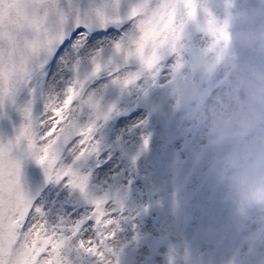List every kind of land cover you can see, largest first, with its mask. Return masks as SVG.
<instances>
[{
    "label": "snow or ice",
    "instance_id": "6c2138e0",
    "mask_svg": "<svg viewBox=\"0 0 264 264\" xmlns=\"http://www.w3.org/2000/svg\"><path fill=\"white\" fill-rule=\"evenodd\" d=\"M180 3L191 16L193 0ZM128 28L125 0H0V264H76L73 251L112 264L115 221L106 198L87 192L78 162L97 147L98 100L84 94L87 83L130 59L142 62L156 48L147 35L130 40ZM227 39L220 29L211 47ZM86 107L92 113L81 122ZM29 162L46 181L79 190L92 211L45 208L42 194L22 183Z\"/></svg>",
    "mask_w": 264,
    "mask_h": 264
},
{
    "label": "clouds",
    "instance_id": "9594fccd",
    "mask_svg": "<svg viewBox=\"0 0 264 264\" xmlns=\"http://www.w3.org/2000/svg\"><path fill=\"white\" fill-rule=\"evenodd\" d=\"M193 5L189 16L180 0H125L128 38L147 35L156 44L134 74L147 87L163 80L165 97L180 119L202 134L203 151L178 174L186 181L199 175L196 162L206 153L220 199L230 205L232 225L250 252L259 240L250 214L264 227V0H193ZM178 8L183 14L173 25ZM190 21L202 34L199 39L188 30ZM220 29L227 42L212 48ZM232 49L250 55L237 59ZM165 53L172 54L166 65L161 63ZM213 79L222 87L211 92ZM189 203L187 192L173 194L168 205L173 224L190 221ZM214 233L212 225L201 230L205 238ZM181 259L190 264L187 252Z\"/></svg>",
    "mask_w": 264,
    "mask_h": 264
},
{
    "label": "flooded vegetation",
    "instance_id": "af4514ba",
    "mask_svg": "<svg viewBox=\"0 0 264 264\" xmlns=\"http://www.w3.org/2000/svg\"><path fill=\"white\" fill-rule=\"evenodd\" d=\"M194 25L196 29L195 21H190L187 27L195 37L198 31L193 32ZM231 54L243 59L248 52L232 49ZM171 55L165 53L164 59L169 62ZM113 77L106 74L97 81ZM97 81L92 85H96ZM162 83L163 80H160L152 88L146 86L139 95L133 91L124 93L118 99L129 94L130 102L120 112H115L116 103L98 105L96 109L100 113V125L109 129V133L101 132V139L107 134L115 144L125 146V153L113 155L118 161L114 167L117 169L121 165L124 181L111 186L107 184L108 176L114 170L98 175L97 169L104 167L101 162L109 160L108 154L100 147L101 139L92 153L98 157L100 166L94 170L93 164H87L82 172L88 177L87 192L91 196L106 198V207L115 221L111 240L114 254H109L110 259L115 264H170V261L171 264H184L181 254L187 252L190 264H264V237L253 251L245 250L242 233L232 225L230 205L220 199L221 189L208 169L206 153L196 162L199 175L186 181L178 174L179 169L193 163L195 153L203 151L202 134L180 119L179 111L166 99L164 88L160 87ZM208 86L211 92L222 87L215 79L209 81ZM150 91L154 93V104L146 99ZM140 112L142 117L138 118L136 114ZM122 121L125 122V129L118 131ZM123 130H130L131 135L128 141L120 142L117 139L120 133H124ZM143 154V158L135 163L136 158ZM93 173L98 178H94ZM184 192H187L190 200L191 219L175 225L170 218L168 205L174 193L179 195ZM42 196L43 206H51L54 213L67 208L79 210L80 216H86L93 208L90 200L79 190L62 184L50 182ZM67 215L71 219L80 218L72 216L71 211H67ZM250 215V226L260 236L264 227H261L254 212ZM50 219H54V216ZM208 225L215 228V233L205 238L201 230ZM92 231L89 229L86 234H92ZM70 255L76 264H97L96 258L86 253L73 251Z\"/></svg>",
    "mask_w": 264,
    "mask_h": 264
},
{
    "label": "rangeland",
    "instance_id": "374dc122",
    "mask_svg": "<svg viewBox=\"0 0 264 264\" xmlns=\"http://www.w3.org/2000/svg\"><path fill=\"white\" fill-rule=\"evenodd\" d=\"M178 14L182 15L183 10L182 9L179 10ZM193 32L196 33L195 25H194ZM201 35L202 34L198 32L197 34H195L194 38L199 39L201 37ZM201 43H202V41H201ZM164 60L165 61H163L161 63L166 65L168 61H167V59H164ZM82 66H84L83 61H82ZM134 73H135V70L124 69V70H121L120 72L114 74V77L112 79L98 80L96 85L93 84L87 90L85 95L92 93L96 97V99L98 100L99 106L103 105V104L109 106L111 103L113 105L116 103V110L117 111H115V112H120L119 110H122V108H125L127 106V104L130 102V100H129V94L126 95L124 98L118 99L119 97L124 95V93L131 92V91H133L135 95H139V92L146 87V85L142 81H140V79H135L133 82H130L126 85L123 83L124 78H126L129 75L134 74ZM72 75H73V73L70 71L65 72V78L66 79L71 78ZM148 88H152V87H148ZM153 95H154V93L152 91H150L149 95L146 98V99H149V103H151V104H154V96ZM133 101H135V98L133 99ZM117 105H119V106H117ZM91 113H92V109H89L86 107L80 116L81 122L86 121L89 118V115ZM136 115L138 118L142 117L141 112L136 114ZM95 120H96V123H95L94 131H93V136H94L95 141L98 144L100 142V139L102 136L101 132L102 133H104V132L109 133V129H108V126H106L105 128H102V125H100V122H99V116H97L95 118ZM101 129H102V131H100ZM122 129H125V124L123 126H120L117 128L118 131H120ZM123 131H124V133L123 134L120 133L121 135L118 136L119 139H117L120 142L123 140L128 141L130 138V135H131L130 130H123ZM134 136L136 137V134H134ZM101 140H102V142H101L100 147L102 148V151H105L108 154V157H109L108 161L101 162V166L109 165L108 163L114 154L122 155V153H125V146L123 144H115V142L107 134H105ZM67 159H71V158L68 157ZM99 162L100 161H99L98 157L91 154L85 160L83 159V160L78 162V168L80 169L79 171L81 173L84 172L85 167H87V164H89V165L93 164L92 168H94V170H96L100 166ZM88 168H91V167L89 166ZM109 168L114 170V173H112L111 175L108 176V180H107L108 185L111 186V185L117 184V182H119V181H124L125 174H124V172L121 171V165H119L117 167V169L115 167L112 168V166ZM95 174L96 173L92 174L94 176V178H98L97 175H95Z\"/></svg>",
    "mask_w": 264,
    "mask_h": 264
},
{
    "label": "water",
    "instance_id": "95a60500",
    "mask_svg": "<svg viewBox=\"0 0 264 264\" xmlns=\"http://www.w3.org/2000/svg\"><path fill=\"white\" fill-rule=\"evenodd\" d=\"M132 66H138V61H136L135 59H130L127 63H120L119 66L116 68V70L110 73L114 74L125 67H132ZM106 73L108 72L101 71L95 77H93L87 83L84 92L86 91V89L94 79H97L99 76ZM49 182L50 181L45 180L44 174L39 166L30 165L28 163L24 165L23 173H22V183L30 193L36 192L40 194L48 186ZM261 236H264V232L262 233Z\"/></svg>",
    "mask_w": 264,
    "mask_h": 264
},
{
    "label": "bare ground",
    "instance_id": "6f19581e",
    "mask_svg": "<svg viewBox=\"0 0 264 264\" xmlns=\"http://www.w3.org/2000/svg\"><path fill=\"white\" fill-rule=\"evenodd\" d=\"M123 124H125L124 121L120 122V123H119V126H121V125H123ZM116 158H117L116 156H113L111 162L108 163L109 165L104 166L103 168H99V169H97V173H98V175H99V176H101V175H105L106 172L111 171L112 169H110L109 167L112 166V168H113L114 165H117V164H118V161L116 160Z\"/></svg>",
    "mask_w": 264,
    "mask_h": 264
}]
</instances>
